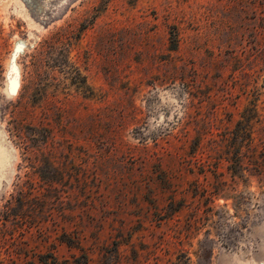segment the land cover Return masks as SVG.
<instances>
[{
	"label": "rangeland",
	"instance_id": "1",
	"mask_svg": "<svg viewBox=\"0 0 264 264\" xmlns=\"http://www.w3.org/2000/svg\"><path fill=\"white\" fill-rule=\"evenodd\" d=\"M12 194L1 264H264V0H0Z\"/></svg>",
	"mask_w": 264,
	"mask_h": 264
},
{
	"label": "trees",
	"instance_id": "2",
	"mask_svg": "<svg viewBox=\"0 0 264 264\" xmlns=\"http://www.w3.org/2000/svg\"><path fill=\"white\" fill-rule=\"evenodd\" d=\"M83 81H84V79H83ZM17 132L18 131L14 127V131H12V134L18 136L19 138H22V137H20L21 135H19L20 132H18V133ZM18 186H19V184H18ZM17 191H18V189H17ZM20 192H25V191H23L22 187H21ZM13 198L16 199V198H18V196H16L15 194H12L11 197L9 199H6V201L3 203V205H2L3 208L0 210L1 212H3L2 214H4V212L8 213L10 211V209L13 207V204L11 203ZM1 262H2V258H1V250H0V264H1Z\"/></svg>",
	"mask_w": 264,
	"mask_h": 264
}]
</instances>
